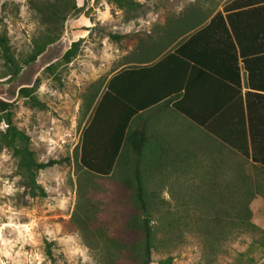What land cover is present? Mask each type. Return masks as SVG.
Here are the masks:
<instances>
[{
  "label": "rangeland",
  "instance_id": "1",
  "mask_svg": "<svg viewBox=\"0 0 264 264\" xmlns=\"http://www.w3.org/2000/svg\"><path fill=\"white\" fill-rule=\"evenodd\" d=\"M29 1L0 0V31L6 30L18 58L31 52L47 27ZM136 1L139 7L126 10L107 0H75L81 11L66 17L58 38L23 64L12 82L0 79V100L11 104L13 124L29 136L35 158L58 161L38 172L45 195L32 197L0 138V264H138L133 244L141 234L127 225L142 215L150 217L156 235L150 264L169 257L165 264H264V195L248 202L251 227L231 226L225 210L244 199L250 184L264 181L258 164H240L247 183L244 174L223 166L210 174L179 168L148 177L150 203L142 214L120 177L96 175L79 163L83 127L108 77L148 38H163L168 50L169 25L190 17L192 8L213 10L221 0ZM69 49L73 55L66 60ZM20 87L33 88L42 106L31 104ZM5 127L0 122V137Z\"/></svg>",
  "mask_w": 264,
  "mask_h": 264
},
{
  "label": "trees",
  "instance_id": "2",
  "mask_svg": "<svg viewBox=\"0 0 264 264\" xmlns=\"http://www.w3.org/2000/svg\"><path fill=\"white\" fill-rule=\"evenodd\" d=\"M107 2L126 10H134L140 6V3L136 0H107ZM29 3L39 14L42 21L47 24L46 31L42 36L34 39L32 50L25 58L15 56L6 30L0 31L1 82H12L19 75L23 64L34 61L47 45L58 38L66 17L81 11V7L76 5L75 0H30ZM213 10L203 12L200 9L192 8L190 17L178 18L175 23L169 25L165 32L171 51L164 53L161 60L157 62L161 65L164 60L173 57L188 65L191 72L188 75L186 84L181 83L180 88L188 90L190 85L193 86L196 94L195 98L204 89V79L205 85L208 83L213 85H211V89L216 95V102L210 110L205 111V114H203L202 108L197 109V103L193 108L185 107L181 100L176 101L173 105L176 110L203 126L211 134V139L206 147L202 149L199 157L194 152L192 157L188 158H160L158 160L161 162L171 160L172 167L179 166V168L189 169L193 173L201 171L210 174L214 171L217 172L221 169V166L226 165V172L229 170L230 172L244 174L245 171L240 168V164L248 160L264 168V141H256L254 128L248 123L247 107L242 105L239 90L237 61L239 56L243 60L244 67L248 71L249 87H261L254 84L249 63L251 58L264 54V46L260 44L248 49V45L240 39V33L234 29L230 16H227L224 20L220 11H217L209 23L205 25L206 17ZM220 22L222 28L219 26ZM226 22H228L229 27ZM262 33L264 34V31L260 30L259 35L261 36ZM222 34H224L225 39ZM110 37L119 38L116 34H111ZM209 43L216 46L223 45L222 51L232 63L235 78L227 77L220 71H215V69L206 65L204 57H206ZM159 44L162 45V49L165 47L163 38ZM72 55L73 50L69 49L64 58L69 60ZM205 70H210L213 75ZM142 71L145 70L138 67L123 68L107 80L93 104L87 123L83 127L79 163L86 171L96 175L110 176L113 173L120 177L121 182L132 191L135 207L144 214L147 212L150 203L144 181L152 175L146 173V168L140 166L141 161L144 160L140 157L141 152L128 156L124 144L125 130L132 116L141 110L140 108L153 104L155 100L159 99L155 96L141 101L137 93L131 95L129 91L131 88L130 80L133 75L139 77ZM198 73H202L201 76ZM192 80H194L193 83ZM223 83L230 84L226 89L228 92L224 96L221 92V89H224L221 87ZM32 92L33 88L31 87L19 88V93L24 97H29L31 104L42 106ZM10 106V103L0 100V122L6 124L4 131L1 133V142L12 151V155L16 158L17 170L21 176L22 185L27 188L29 195L32 197L44 196L45 190L37 182L38 172L58 163V161L54 159L38 161L35 158L34 151L29 146V136L13 124L12 114L9 110ZM194 170L196 171L194 172ZM241 178L243 182H248L246 174ZM233 192L234 188L229 187L228 194L231 195ZM258 194L264 195V181L262 183L256 181L250 184L245 192L241 194L244 199L225 209L228 212L226 219L231 226L239 228L252 226L248 202ZM218 195L220 198L223 197L221 193H218ZM127 227L138 229L141 234L140 241L133 244L137 249L133 254L136 256L138 264H150L156 242L155 230L150 217L148 215H142L141 218L134 217L129 221ZM115 244L121 243L114 240ZM46 255L51 262L54 261L50 242L46 243ZM169 260L170 257L160 261V264H165Z\"/></svg>",
  "mask_w": 264,
  "mask_h": 264
},
{
  "label": "crops",
  "instance_id": "3",
  "mask_svg": "<svg viewBox=\"0 0 264 264\" xmlns=\"http://www.w3.org/2000/svg\"><path fill=\"white\" fill-rule=\"evenodd\" d=\"M217 11L221 12L224 20L230 16L234 29L240 33V39L248 45V49L260 44L264 46V34L259 35L260 30L264 31V0H221L219 6L206 17L205 25L209 23ZM226 23L229 27L228 22ZM219 26L222 28L221 22ZM222 36L224 38V34ZM160 40L146 39L145 43L139 47L140 51L137 52L136 57L126 62L125 66L112 74L114 75L123 68H142L145 71H142L139 77L133 75L130 80L131 88L129 91L131 95L137 93L141 101L155 96L159 97L153 104L140 108L141 110L132 116L126 127L124 138L127 155L132 156L133 153L141 152L140 157L144 160L141 161L140 166L146 168V173H150L152 176L164 174L165 171L167 173L181 171L179 166L172 167L171 160L161 162L158 159L188 158L192 157L194 152L199 157L200 152L211 139V134L203 126L176 110L173 106L174 103L181 100L187 108H193L197 103V109L202 108L203 114H205V111L210 110L216 102V95L211 89L212 84L205 85V79L203 82L204 89L197 98H195L193 86L190 85L188 90L180 88L181 83L186 84L191 69L179 59L170 57L166 61L164 60L162 64L160 63L161 65L157 64L164 53L171 51V46L164 51L162 45L159 44ZM222 49V44L216 46L209 43L204 61L215 71H220L227 77L235 78L232 63ZM249 64L254 84L261 87H249L248 71L239 56L237 61L239 90L242 105L247 107L248 123L254 128L255 139L256 141H264V54L251 58ZM205 71L212 73L210 70ZM198 74L201 76L202 73ZM205 78L210 79L211 77ZM229 85L224 83L221 85L224 88L221 89L223 96L227 94L226 89ZM223 167L225 168L226 165ZM168 168L171 171H168ZM222 169L221 166L219 171L222 172Z\"/></svg>",
  "mask_w": 264,
  "mask_h": 264
}]
</instances>
